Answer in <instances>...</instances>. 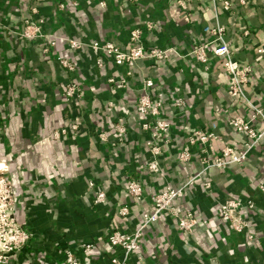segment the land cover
<instances>
[{
	"label": "crops",
	"instance_id": "1",
	"mask_svg": "<svg viewBox=\"0 0 264 264\" xmlns=\"http://www.w3.org/2000/svg\"><path fill=\"white\" fill-rule=\"evenodd\" d=\"M188 13L185 20L176 0H0V161L16 186V218L32 234L9 264H68L67 251L80 264H113L121 248L108 245V234L135 231L158 192L192 177L175 214L166 210L146 228L129 264H264V138L243 161L214 165L226 146L239 155L250 143L234 118L264 127L256 110L264 111V0H192ZM29 25L39 30L30 38ZM217 26L232 59L250 69L239 97L229 93L231 77L214 53L207 28ZM137 28L147 47L174 51L118 65L90 47L108 40L128 50ZM201 46L206 62L195 53ZM144 94L162 101L171 122L165 139L138 110ZM196 131L213 137L193 142ZM133 180L143 187L139 199L129 189ZM99 190L106 200L96 203ZM188 213L192 228L181 230Z\"/></svg>",
	"mask_w": 264,
	"mask_h": 264
},
{
	"label": "built area",
	"instance_id": "2",
	"mask_svg": "<svg viewBox=\"0 0 264 264\" xmlns=\"http://www.w3.org/2000/svg\"><path fill=\"white\" fill-rule=\"evenodd\" d=\"M192 0H176L178 6L182 9L185 20H189V4ZM30 22H28L29 24ZM29 25L27 30L24 32L25 37H32L39 32L38 28L31 32ZM214 35V53L224 59V68L231 77V83L229 86V93L233 96L239 97L243 95V83L247 80L250 69L248 67H240L237 62L232 59L231 48L229 43L225 40L223 33L224 28L217 26L215 28H207ZM72 48H78L80 43L76 40H69ZM90 47L96 53H104L113 58L116 64L123 65L129 64L134 65L135 62L142 57H151L155 59H166L169 54L174 51L173 48L162 49V48H149L145 45L142 39L141 29H133L130 33V47L128 50L120 48L117 44L108 40H95L90 44ZM206 46H201L195 53L202 62L207 61ZM62 63L70 70H75L74 65L67 60H62ZM101 65V60H98ZM154 84L152 79L145 81L146 87H151ZM76 84L69 85L65 93L68 97H72L76 91ZM138 110L144 116L152 117V131L156 138L165 139L168 137L171 122L163 117L162 115V101L158 99H152L148 94H144L138 101ZM258 114H261L264 118V111L256 109ZM255 116V115H254ZM232 125L236 130L244 132L250 139V143L247 144L246 151L241 154H237L232 147L226 146L222 149L221 154L214 159V165L224 167L230 162H241L246 159L248 150L261 138H264V127L261 130H256L252 127L251 120H243L241 118H234ZM148 127V124H144ZM74 127H77L74 125ZM123 133V128H120ZM67 133L66 129L55 132V137L60 138L61 135ZM213 137V133L207 131H196L192 136V141L200 140L207 142ZM153 153L155 155L160 153V146L153 147ZM188 154L183 152L180 156L181 160H186ZM149 168L157 171L159 170L158 163L153 160L149 164ZM194 177L190 178L189 181L178 187H166L165 189L158 192L154 197L153 209L148 212H144L142 223L133 232L121 231L118 229L112 230L107 236L108 245L111 248H121V255L112 258L113 264H129V259L132 254L138 252L142 247V238L146 228L157 222L160 214L166 210H169L175 214L174 202L177 198L181 197L184 193L185 187L192 184ZM1 187L3 192L6 193L4 196H0V264H9L10 257L13 253L20 251L24 248L31 240V232L24 227L16 218V193L13 186L10 184L8 179L0 178ZM207 187L210 184L207 183ZM130 191L139 199L143 195L142 184L133 180L129 184ZM262 189H264L262 187ZM106 200V194L99 190L96 192L95 202H104ZM232 204L223 208V214L228 215ZM119 213L121 215H127L128 207L123 206L120 208ZM192 215L190 213L185 217L179 218V227L181 230L190 231L193 225ZM94 248V244H87L85 251H90ZM66 261L68 264H80L74 254L71 251L66 252Z\"/></svg>",
	"mask_w": 264,
	"mask_h": 264
},
{
	"label": "rangeland",
	"instance_id": "3",
	"mask_svg": "<svg viewBox=\"0 0 264 264\" xmlns=\"http://www.w3.org/2000/svg\"><path fill=\"white\" fill-rule=\"evenodd\" d=\"M0 178L8 179V181H10V184L13 186L15 190L16 186L12 177L10 165L2 161H0ZM4 195H6V193L3 192V188L1 187V183H0V196H4ZM17 199H18V195L16 194V201H15L16 206L18 205ZM15 215H16V210H15Z\"/></svg>",
	"mask_w": 264,
	"mask_h": 264
}]
</instances>
